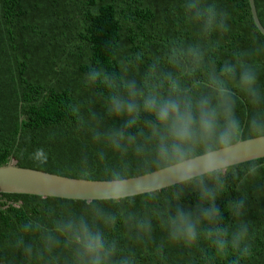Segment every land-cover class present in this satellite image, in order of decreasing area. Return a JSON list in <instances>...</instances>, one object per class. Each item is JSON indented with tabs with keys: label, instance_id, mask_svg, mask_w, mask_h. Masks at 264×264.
<instances>
[{
	"label": "clouds",
	"instance_id": "obj_1",
	"mask_svg": "<svg viewBox=\"0 0 264 264\" xmlns=\"http://www.w3.org/2000/svg\"><path fill=\"white\" fill-rule=\"evenodd\" d=\"M180 8L189 35L147 59L113 39L105 49L115 66L84 73L91 94L65 111L98 146L77 165L79 188L93 194L79 210L47 207L43 218L22 222L0 248V264H140L137 249L150 245L161 260L172 246L198 250L203 264L253 255L245 217L248 190L264 178V39L253 32L247 47L218 59L230 14L214 0ZM48 158L43 148L30 154L41 166ZM97 168L100 181L91 179ZM230 187L242 195L227 202L225 223L217 200ZM187 192L194 207L183 204Z\"/></svg>",
	"mask_w": 264,
	"mask_h": 264
},
{
	"label": "trees",
	"instance_id": "obj_2",
	"mask_svg": "<svg viewBox=\"0 0 264 264\" xmlns=\"http://www.w3.org/2000/svg\"><path fill=\"white\" fill-rule=\"evenodd\" d=\"M264 26V0H255ZM230 14L231 31L217 53L230 56L235 48L249 45L253 32L264 39L256 26L249 0H214ZM182 0H0V166L13 160L17 166L79 178L81 153L95 156L97 145L90 136L75 131L74 119L66 105L85 100L90 90L83 85L84 73L97 63L114 67V58L105 49L116 40L128 51L143 49L146 59L162 50L169 39L187 36L182 20ZM261 80L264 82V72ZM97 106V111H99ZM241 102V114L247 112ZM37 148L48 153L41 166L30 159ZM264 163V158L260 159ZM92 180L104 179L99 168ZM245 219L250 224L253 255L241 264H264V178L250 187ZM230 187L218 200L225 223L231 222L227 202L241 198ZM0 248L18 226L43 218L47 207L71 204L75 209L83 200L28 194L0 195ZM196 197L187 192L186 208L194 207ZM157 230L155 237L161 239ZM140 264H203L198 250L183 247L165 249L161 260L147 249L138 248ZM18 260L22 259L18 255ZM233 255L216 264H229Z\"/></svg>",
	"mask_w": 264,
	"mask_h": 264
},
{
	"label": "water",
	"instance_id": "obj_3",
	"mask_svg": "<svg viewBox=\"0 0 264 264\" xmlns=\"http://www.w3.org/2000/svg\"><path fill=\"white\" fill-rule=\"evenodd\" d=\"M249 2L254 22L264 35V26L258 15L256 1L249 0ZM263 158L264 155L260 157V159ZM45 177L49 181L48 190H45L44 187L43 178ZM78 179L32 168L19 167L11 160L8 164L0 166V195L28 194L42 196L44 198L56 197L72 200H83L84 198L91 197L93 194L91 191L81 190L79 188Z\"/></svg>",
	"mask_w": 264,
	"mask_h": 264
}]
</instances>
